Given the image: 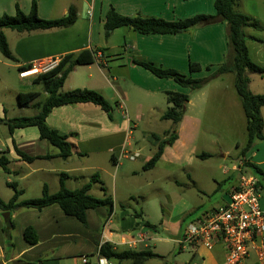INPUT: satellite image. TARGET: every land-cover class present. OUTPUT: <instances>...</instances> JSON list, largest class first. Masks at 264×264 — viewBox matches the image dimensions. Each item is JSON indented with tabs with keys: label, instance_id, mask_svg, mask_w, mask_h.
I'll return each instance as SVG.
<instances>
[{
	"label": "crops",
	"instance_id": "1",
	"mask_svg": "<svg viewBox=\"0 0 264 264\" xmlns=\"http://www.w3.org/2000/svg\"><path fill=\"white\" fill-rule=\"evenodd\" d=\"M213 3L214 0H36L37 14L41 19L61 18L67 13L69 7H74L77 11V20L71 27L65 29L31 33L16 32V34L10 35V39L5 34L6 40H9L7 41L8 48L18 62L12 63L13 65H7L0 61L1 66L16 70V81L18 83L28 79L31 84L41 88L40 84L33 83L36 75L20 77L21 72L17 69L33 65L51 69L52 66L54 68L67 55H77L83 50L93 52V63L73 68L62 86L61 92L75 89H88L100 92L112 107L111 118H108L99 107L90 103L61 106L54 108L49 113L46 118L47 126L65 135L67 142L72 145V154L67 159L59 158L58 150L55 147L49 145L46 141L39 140L38 131L34 127L15 129L12 134H7L8 138L5 142L0 141V156H5L9 161L7 165L9 173L19 175L21 170L17 171L16 169H21V167L27 170L23 175H19L18 181L20 179L27 180V178L41 173L49 177L53 183L51 187L48 182H41L43 183L42 187L46 185L50 193H55L59 189L60 176L65 175L63 178L65 187L69 190H75L89 183V180L94 175L84 176L86 173L83 171L84 166L79 167L76 161L92 156H109V161L117 166L120 161L127 160L122 155L123 152L138 154L139 151H132V144L135 142L132 141L131 136L139 126L132 119L135 120L136 117H139L141 105L137 102L128 101L124 97L120 85V81H122L123 84L126 82L130 83L139 93L143 92L145 96L154 97L155 94L165 96L164 93L167 91L188 95L184 114H182L181 121L177 126L169 120H164L170 122L169 130H165L161 134L142 133L143 137L147 139L148 135L162 136L164 132H171L173 131L172 129H175L177 136L172 145L164 148L159 160L150 170L155 169L157 166H166L183 176L186 181L185 188L196 190L203 197L216 195H214V201L211 198L207 202H200L193 210L192 206L187 211L181 212V218L188 214L189 211L190 213L192 211L193 214L183 227L179 224L176 232L172 235L174 239L172 241L173 248L167 255L160 251L158 252L156 245L150 244L151 238L148 237V233L144 230L146 228L144 223L148 222L144 221L142 216L130 214L132 209L127 202L132 201L133 198L128 197V201L121 204L125 207L117 213L114 200L106 189L105 191L101 190L102 196L93 194L99 183L92 184L89 194L95 198H103L104 194L110 196L113 201V211L110 216L107 215V208L105 207L86 211V225L64 215L56 205L41 210L25 209V207L14 210L11 213L9 212L12 228L7 229L9 235V238H7L2 230L6 225L0 211V264H66L70 258H74V264H81L80 257H85L88 254L94 255L96 259L98 257L96 256L97 248L102 243H109L119 252L149 250L159 256V258L148 260L143 264H178L176 261L177 256L173 253L184 251L185 245L189 246L192 256L188 261L186 260L179 264H227L225 250L221 242H215L212 249L208 250L196 243L181 246L179 245V240L186 225L191 219H196L201 211L216 209L227 202L230 189L238 182L239 173L235 170L237 167L236 161L240 158L239 153L245 145L246 139L242 147L241 145L236 146L238 154L235 158H232V165L229 170L232 173L229 171L223 172L227 176V188H222L221 183L215 182V186L209 193L204 192L200 189L196 177V175L201 173V167L195 165L200 162H206L211 158V154L201 151L202 147L199 146L203 120L200 114L196 112V109L197 102L205 93L204 88L191 92L186 88L180 87L172 80L159 79L149 71L133 63L137 60H145L163 68L173 69L192 79L208 78L210 77L209 75L202 74L204 67H212L208 70L209 73L215 71L228 54L226 52L225 22L221 23L219 20L213 25L195 27L188 32L177 35H141L130 28L124 27V29L114 30L108 38H105L102 29L105 15L110 8H113L121 16L134 17L140 15L142 17L161 18L171 22L201 14L214 15ZM240 3V0H238L235 9L241 6ZM30 6L31 0H0V16L2 14L14 15L17 7L24 14H28ZM239 13L251 18L254 16H250L245 12ZM253 19L255 20V18ZM5 31L3 30V34ZM115 32H119V35H116ZM113 37L114 41H112ZM190 63L198 65L200 71L190 73ZM83 68H86L87 73H78ZM228 75L232 74L226 73L220 75V77ZM256 76L264 80V76ZM231 85L234 88V80ZM248 86L250 91V84ZM250 93L263 95L262 92L250 91ZM39 97L40 94H38L36 102L43 103L47 98V94L43 91L41 101ZM228 97L231 98L227 100L228 106L232 104L228 109L232 106L241 108L245 129L246 120L239 97L236 92L235 97L230 95ZM225 99H227V96ZM17 106L19 110L32 109L21 108L18 103ZM166 108L168 107L166 106ZM166 108L157 110L160 120L162 114L167 110ZM5 110L0 105V115L2 117H0V124H3V126L5 124L2 121L31 117L37 114V110L32 109L33 113L30 115L25 114L23 111H18L15 117H8ZM260 112L264 133V106ZM256 141L264 140L255 139L252 147L243 158L245 162L247 161L249 164L257 166L264 175V145H258L256 153L254 151L255 148H253ZM151 143L156 145L153 142ZM14 148L25 153L28 157L34 158L33 161L25 162L19 159ZM219 153L221 160H225L230 156L226 149H221ZM205 154L209 155V157H200V155ZM152 155L142 161L139 168L140 171H150H144L143 165ZM11 162L15 165L10 168ZM248 170L252 173L251 176L254 175L256 177L251 168H248ZM138 174L139 172L134 170L129 172L131 176ZM257 179L264 184V176H257ZM7 183L15 182L8 179ZM100 183L99 185L102 186L101 181ZM175 183L178 185L179 181L177 180ZM20 190L25 192V189ZM263 191L264 189L260 185L259 195ZM10 198L11 196L6 200L1 199L7 202ZM259 203L264 212L262 194L260 195ZM123 215L127 216V218H124ZM136 217L141 218V224L136 222ZM14 225H16L15 236L11 230L14 229ZM29 226L35 230L38 237V242L32 246L28 245L22 236L23 230ZM165 227L163 224L164 231L167 230ZM260 240L264 241V234L259 237L258 244ZM151 248H153V251ZM76 253H80L79 259L76 258ZM87 260L89 264H95V260L93 262L89 259ZM242 264H264V259L260 262L257 250L254 249Z\"/></svg>",
	"mask_w": 264,
	"mask_h": 264
},
{
	"label": "trees",
	"instance_id": "2",
	"mask_svg": "<svg viewBox=\"0 0 264 264\" xmlns=\"http://www.w3.org/2000/svg\"><path fill=\"white\" fill-rule=\"evenodd\" d=\"M188 1V0H183ZM238 0H214L213 9L214 15H195L191 18L177 21H165L156 17H142L136 15L134 17L121 16L110 8L106 15L102 26L104 37L108 38L111 32L119 28H130L134 32L141 35H177L183 34L192 30L195 27H201L213 24L217 21L225 22L226 24V40L228 47L227 60L220 65L215 72L208 78L192 79L173 69L163 68L145 60H137L133 63L149 71L159 79L172 80L182 88H186L191 92L200 90L204 84L211 79L231 73L234 76V89L241 101V107L246 120V142L240 150V158L243 157L252 147L255 139L264 140L263 120L261 117V108L264 106V96L254 95L248 89V74L264 76V66L254 64L250 57L246 45L244 30L248 27L253 29L259 28V23L251 17L243 15L236 11L235 7ZM77 20V11L74 7H69L67 13L58 19H41L37 14L36 0H31L30 11L24 14L18 7L15 9L14 15L2 14L0 16V56L12 63H17L18 60L11 54L6 39L3 35V30L14 31L17 33H31L39 31H48L54 29H65L71 27ZM93 52L83 50L77 55H67L63 57L58 64L46 73L39 74L33 79L34 84H40L43 91L47 94V98L43 103L36 102L38 93L27 92L18 93V105L21 108L36 109L37 114L31 117H21L2 121L8 128L9 135L15 129H23L34 127L38 131L39 140L46 141L49 145L58 150V157L67 159L72 154V145L67 142V137L58 133L56 130L49 128L46 124V118L54 108L90 103L99 107L107 116L111 118L112 107L108 101L100 94V92L88 89H75L68 92H61V88L68 74L80 65H89L93 63ZM198 65L190 63L189 72H199ZM30 68L20 67L19 72L27 71ZM208 70V68H207ZM167 104L170 107L162 114L161 120H169L175 126L181 121L184 114L185 102L188 101V95L174 91L164 93ZM152 141L156 144V150L152 157L143 165V170L152 169L159 160L166 146H170L176 140L175 129L173 131L164 132L162 136L155 134L150 135ZM15 149L19 159L27 162H32L34 158L28 157L25 153ZM201 158L209 157V155H200ZM9 161L3 155L0 156V168L5 173H9L7 165ZM244 173H248L247 169L251 168L255 174V187L259 188L261 183L257 176H264L261 170L247 161L244 162ZM64 176L59 178V189L55 193H50L48 187L43 185L41 195L34 199L18 201L22 191L17 189L15 183H7V186L13 189L11 198L4 202L0 198V211L13 212L19 208L41 210L43 208L56 205L64 215L76 219L83 225H86V211L93 210L99 207L107 208V215L110 216L113 211V201L110 196L104 194L103 198H95L89 194L92 184L99 182V175L96 173L91 177L89 183H86L79 189L69 190L65 187ZM104 191V190H103ZM120 205V208H124ZM191 213L182 218L180 226L183 227L191 217ZM11 223V222H10ZM146 228L155 229V226L144 223ZM12 228V226H10ZM7 238H9L6 228L2 229ZM24 241L32 246L38 242V237L32 227H26L23 230ZM104 257L112 264H143L148 260L159 258L156 254L149 250L144 251H116L109 243H102L97 248V255Z\"/></svg>",
	"mask_w": 264,
	"mask_h": 264
},
{
	"label": "rangeland",
	"instance_id": "3",
	"mask_svg": "<svg viewBox=\"0 0 264 264\" xmlns=\"http://www.w3.org/2000/svg\"><path fill=\"white\" fill-rule=\"evenodd\" d=\"M240 2L241 6L236 9L239 12H245L250 16L254 15L253 18H255V20L259 23L258 29L248 27L244 30L250 59L254 64L264 65V43H262L264 41V0H240ZM115 33L116 35H119V32ZM5 34L7 38L10 39V35H14L16 32L6 30L3 34L6 39ZM222 36L224 37V35ZM8 39L6 42L9 41ZM112 41H114V37ZM226 52H228L227 46ZM226 60L227 59H224L222 64H224ZM0 61L7 65H13L12 62L7 60L5 61V59L1 56ZM219 66L220 65H218V67ZM207 68L210 70L212 67H204L202 74L211 76L215 71L209 73ZM78 73H87V70L86 68H83L79 70ZM16 76V70H10L0 64V105L6 109V116L8 117H15L18 111H23L27 115L33 113L32 109L19 110L17 106L18 99L16 98L17 92L38 93L40 94V101L43 96V91L40 86L31 84L28 79L18 83L16 81ZM247 78L250 84V91L262 92L264 96V80H261V78L254 74H248ZM233 80V74L222 77L217 76L211 79V82H207L202 87L204 88L203 90L205 93L197 102L196 112L200 114L203 120V130L200 136L199 146L202 147L201 151L211 154V158L203 163L196 162L198 164L195 165L201 167V173L196 175V177L198 179L200 189L207 193H209L213 186H215V182L221 183L222 188H227V176L223 172L230 170L232 158H235L238 154L236 146L241 145L242 147L246 139L244 118L241 108L239 106H232L228 109L229 106L232 105L229 104L228 106L227 104V100L231 99L228 96L230 95L235 97V90L231 85ZM120 85L121 90L124 93V97L127 98L128 101L137 102L141 105L139 117H136L135 120L132 119L139 127L134 130V133L131 136V139H133L132 141L135 142H132V151H139L138 157L131 161L122 160L117 166L113 165L109 161V156L101 157L100 155L99 157L92 156L90 158L80 159V161H76V163L79 167L84 166L83 171L86 172L84 174L86 177L87 175L92 176L95 173L99 174L100 180L98 183L101 184V181L103 185L100 186L98 184V186L94 189L93 194H95V196H102L103 193L101 190L105 191L106 189L107 193L111 195L114 200L115 211H117V213L120 212V205L124 204L123 202L128 201V197L133 198L132 201L127 202L130 204V208L132 209L130 214L142 216L144 221L155 226V231L152 228H145L144 230L148 233V237L151 238L150 244L156 245L158 252L160 251L167 255L173 248L172 241L174 239L172 235L176 232L182 218L190 213L189 211L188 214L181 218V212L187 211L192 206V210L195 209V206L202 201L207 202L208 199L211 198H213L212 200L214 201V195L216 194L211 196L208 195L206 197L209 198H206L203 197V195L198 194L196 190L185 188L186 181L183 176L176 171H172L166 166H157L155 169L147 172L140 171L139 168L142 161H144L148 156H151L156 150V145L151 143L153 141L150 138V135H148L146 139V137H143V134L145 132L161 134L163 131L169 130L168 128L170 127V122L160 120L157 110L170 106L165 101L166 97L161 94H155L154 97H150L148 95L145 96L143 92L139 93L138 90L128 82L123 84V82L120 81ZM226 96L227 99H225ZM7 134H9L8 128L3 126V124H0V141L5 142L8 138ZM258 145H264V141H256L253 147L255 148L254 151L256 153ZM221 149H226L228 151L230 155L229 158L225 160L220 159L219 151ZM244 162L245 161L238 158L236 161L237 167L240 168V164H244ZM14 165L15 164L11 162L10 168ZM244 166L245 165L242 167ZM16 170H21V174L19 175H23L27 172V170L23 167H21V169L17 168ZM133 170L138 171L139 174L136 176L129 175V172ZM248 173L249 175H252L250 171ZM19 175L12 174L11 172L7 174L0 168V197L2 199L6 200L13 194V189L7 186L8 179L16 183L17 189H25V192H22L19 196L18 201L39 197L41 195L43 184L41 182L46 181L51 187L53 184L49 177L41 173L31 176L27 178V180L20 179V181H18ZM177 180L179 181L178 185L175 183ZM260 183L264 189V184L261 180ZM261 194L262 198H264V191L262 193L260 192V195ZM123 217L127 218V216L124 215ZM135 220L138 224L142 223L140 217H136ZM163 224L166 226V231L163 229ZM15 226L16 225H14V229H11L14 236L16 234ZM151 249L153 251V248ZM79 254L80 253L75 254L77 259H79ZM173 254L177 256L176 261L178 264L181 262L183 263L186 260L188 261L192 256L189 246L187 245H185L184 251L174 252ZM85 257L92 262L94 260L96 261L95 256L92 254H88ZM73 259L74 258H70L66 264H74Z\"/></svg>",
	"mask_w": 264,
	"mask_h": 264
},
{
	"label": "built area",
	"instance_id": "4",
	"mask_svg": "<svg viewBox=\"0 0 264 264\" xmlns=\"http://www.w3.org/2000/svg\"><path fill=\"white\" fill-rule=\"evenodd\" d=\"M51 69L33 65L19 76H37ZM122 155L130 161L138 157V154L128 152ZM243 165L241 163L240 168L235 169L239 178L230 189L227 202L216 209L201 211L196 219H191L183 230L179 245L196 243L211 250L219 241L223 244L227 264H242L254 249L257 250L258 260L263 261L264 241L260 240L258 244V239L264 234V212L260 208L255 178L243 172ZM80 263L89 264L86 257H80ZM95 264L112 263L98 256Z\"/></svg>",
	"mask_w": 264,
	"mask_h": 264
},
{
	"label": "water",
	"instance_id": "5",
	"mask_svg": "<svg viewBox=\"0 0 264 264\" xmlns=\"http://www.w3.org/2000/svg\"><path fill=\"white\" fill-rule=\"evenodd\" d=\"M2 219L6 225V229H9L10 226H11V223H10V213L9 212H5V213H2Z\"/></svg>",
	"mask_w": 264,
	"mask_h": 264
},
{
	"label": "bare ground",
	"instance_id": "6",
	"mask_svg": "<svg viewBox=\"0 0 264 264\" xmlns=\"http://www.w3.org/2000/svg\"><path fill=\"white\" fill-rule=\"evenodd\" d=\"M28 75V74H27Z\"/></svg>",
	"mask_w": 264,
	"mask_h": 264
}]
</instances>
